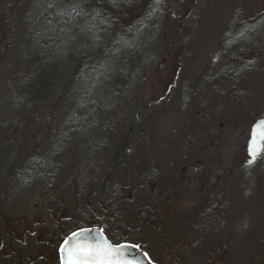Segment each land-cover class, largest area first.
I'll list each match as a JSON object with an SVG mask.
<instances>
[{"label":"rangeland","instance_id":"rangeland-1","mask_svg":"<svg viewBox=\"0 0 264 264\" xmlns=\"http://www.w3.org/2000/svg\"><path fill=\"white\" fill-rule=\"evenodd\" d=\"M150 8L139 32L153 35L150 50H159L155 64L145 70L137 80L138 84L130 88V95L122 99H115V86H110L108 79L98 77L99 73L87 79L82 76L76 89V93H81L80 104L83 110L90 104L108 107L103 109L105 113L97 128L105 134L108 145L114 141L121 142L119 150L122 156L125 151L131 160L134 158L135 161L136 157L143 159L137 158L141 163L139 170L132 162L134 174L144 173L142 164L148 155L153 157L151 161L157 168L165 170L154 191L152 203L172 204L170 217L160 215L167 230L172 228L171 223L175 219L172 211L179 204V198L184 203L194 201L200 186L215 190V199L219 197L225 207L220 215L229 225L230 238L228 241L219 238L217 243L205 244L206 240L201 236L204 244L199 264H264V217L260 214L264 204V151L253 167L246 169L243 165L250 122L264 117V84L256 81L248 88L244 79L229 86L220 79L224 70L234 62L235 68L241 71L251 58L259 59L261 26L251 36L244 32V28L250 18L260 19L258 16L264 11V0H168L153 2L147 10ZM10 12L5 1L0 3V19L5 22L4 28H0V100L2 84L5 92V86L18 72H33V64L22 62L17 48L23 31L20 27L22 16L14 18ZM122 26L127 29V26ZM115 27L119 26L115 24L107 30L109 36L120 30ZM130 28L136 31L135 27ZM163 39L169 50L162 46ZM119 63L118 58L112 56L101 64V69L107 74L122 70L116 69ZM203 82L208 84L206 90L194 93ZM12 96L17 94L11 93ZM6 97L8 99L9 95ZM2 104L1 100L0 107ZM61 107L59 102L51 104L48 101L41 105L42 111L35 122L41 120V124L51 130L52 124H61L64 112ZM13 118L5 114L3 121L10 119L13 124ZM3 121L0 118V123ZM84 125L88 129L87 123ZM83 136L91 141L98 139L94 132L87 133V130ZM84 143L85 140L81 144L74 143V147ZM184 146L187 155L198 156L200 164L190 172H183L182 178L188 181L181 183L177 181V174H169L168 171L174 166L169 159L180 156ZM193 147L196 150L190 152ZM107 152L110 150L106 148L104 154ZM162 158L167 161L164 166ZM119 182L125 191L122 197L123 232L127 239L132 229L125 231L131 224L126 216L136 209L143 217L152 207L139 201V196L128 195L137 189L129 185V178L124 180L123 176ZM160 209L157 207L156 212ZM174 224L178 225L177 222ZM174 229L179 231L176 226ZM183 232L179 231L176 236ZM145 236L148 239L150 235ZM209 253L216 257H208Z\"/></svg>","mask_w":264,"mask_h":264},{"label":"flooded vegetation","instance_id":"flooded-vegetation-1","mask_svg":"<svg viewBox=\"0 0 264 264\" xmlns=\"http://www.w3.org/2000/svg\"><path fill=\"white\" fill-rule=\"evenodd\" d=\"M258 17L250 18L244 31L251 36L261 26L259 59L254 56L243 68L242 80L248 88L256 81L264 84V11ZM0 113L10 115L12 111L4 109ZM38 114L32 123L21 118L19 123L12 124L10 119L0 123V264H60L64 241L73 233L90 229L100 230L114 246L126 243L138 247L152 264H199L204 244L201 236L205 244L217 243L219 238L229 240V225L220 215L225 207L219 197L215 199V190L200 186L194 201L184 203L179 198L172 211V228L167 230L160 215L169 216L172 204L152 203L165 174L151 161L153 157L148 155L142 164L144 173L134 174L135 169L119 166L123 159L121 142L108 145L105 134L99 131L98 139L91 141L82 135L86 143L74 147L71 133L75 125L55 123L50 130L41 120L35 122ZM263 118L253 119L251 126ZM106 148L110 152L104 154ZM137 158L143 160L136 157L131 162L139 170ZM162 159L164 166L167 161ZM169 160L174 166L168 173L177 174L181 183L185 180L181 174L200 164L198 156L187 155L186 146L180 156ZM123 176L137 188L128 195L139 196V201L152 207L143 217L136 209L126 216L131 224L125 231L132 229L127 239L123 232L125 191L119 182ZM157 207L162 211L156 212ZM260 214L264 217V204ZM175 226L183 234L176 236L179 231ZM207 256L216 257L210 253Z\"/></svg>","mask_w":264,"mask_h":264},{"label":"trees","instance_id":"trees-1","mask_svg":"<svg viewBox=\"0 0 264 264\" xmlns=\"http://www.w3.org/2000/svg\"><path fill=\"white\" fill-rule=\"evenodd\" d=\"M4 1L11 11L9 14L14 18L22 16L20 27L23 31L17 48L21 61L33 64V72H18L5 86V92L2 84L3 104L0 112L11 110L10 115L15 120L13 123H19L20 118L25 123H32L35 115L42 111L41 105H46L48 101L51 104L59 102L64 111L61 124L76 126L71 133L75 143H82L86 130L98 136L97 127L101 125L104 110L108 107L90 104L92 107L83 110L81 93H76L78 80L82 76H86V79L96 77L99 73L98 77L108 79L110 86H115V99L130 95V88H134L137 80L155 64L159 56V50H150L153 35L139 32L148 18L145 14L149 15L151 8L147 9L153 2L168 0H131L129 3L128 0H0V3ZM15 3L18 7H15ZM1 21L2 29L5 22ZM115 24L119 26L115 28L120 30L109 36L107 30ZM130 27H135L136 31ZM162 46L169 50L164 39ZM112 56L120 61L116 69L122 70L107 74L101 69V64ZM235 64L225 69L220 78L229 86L230 83L238 84L243 77V69H236ZM207 86L203 82L202 87L198 85L194 93L200 94ZM11 93L17 96L11 97ZM6 94L9 95L8 99ZM77 116L80 117L76 119ZM3 117L4 114L0 113L1 120ZM84 123H87L88 129ZM114 143L117 145L118 141ZM129 160L131 158L124 151L119 166L132 169L133 163Z\"/></svg>","mask_w":264,"mask_h":264},{"label":"snow or ice","instance_id":"snow-or-ice-1","mask_svg":"<svg viewBox=\"0 0 264 264\" xmlns=\"http://www.w3.org/2000/svg\"><path fill=\"white\" fill-rule=\"evenodd\" d=\"M261 141H264V134L259 138ZM253 145H256L257 154L262 150L260 144L258 143V137L255 129L253 130L252 137L249 141V156L253 154ZM85 236L84 232L73 233L71 237L64 241V244L60 247V253L62 254L61 264H90V262H95V264H114L113 259L111 258L115 253L123 246H109L106 248L103 246L101 241L103 237H99L96 241V244L86 245L80 242V239L76 241L73 240V237L83 238ZM71 245V247H66ZM67 255L65 260L63 257ZM118 264V262H115Z\"/></svg>","mask_w":264,"mask_h":264},{"label":"water","instance_id":"water-1","mask_svg":"<svg viewBox=\"0 0 264 264\" xmlns=\"http://www.w3.org/2000/svg\"><path fill=\"white\" fill-rule=\"evenodd\" d=\"M254 129L257 133L258 143L260 144L262 150H260L259 154H257L256 151L257 146L253 145V154L249 156V141L252 137V133ZM262 134H264V118L257 120L250 128L249 139L246 143V148H245V152H246L245 157L247 158V160L243 164L245 167H249L253 165L256 162V160L261 156L264 149V141H261L259 138ZM81 232H84L85 236L82 239L78 237H73L74 241L80 239L81 243L94 246L96 244L97 239L99 237H103L101 243L103 244L104 247L106 248H109V246L115 247L106 240V238L102 235L100 230L91 229V230L79 231L76 233H81ZM118 246H123V247L118 251V253H115L111 257L114 261V264L115 262H118V264H152L148 259V257L144 253L139 251L138 247L127 244H120ZM66 247H71V245H67ZM109 250H111V248H109ZM63 258L66 260L67 255L65 254ZM61 259H62V254L60 253V264H61ZM90 264H95V262H90Z\"/></svg>","mask_w":264,"mask_h":264}]
</instances>
